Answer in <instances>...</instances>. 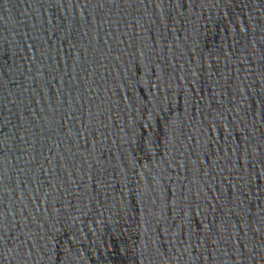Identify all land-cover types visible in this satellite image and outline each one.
I'll list each match as a JSON object with an SVG mask.
<instances>
[{"label":"water","instance_id":"1","mask_svg":"<svg viewBox=\"0 0 264 264\" xmlns=\"http://www.w3.org/2000/svg\"><path fill=\"white\" fill-rule=\"evenodd\" d=\"M0 264H264V0H0Z\"/></svg>","mask_w":264,"mask_h":264}]
</instances>
